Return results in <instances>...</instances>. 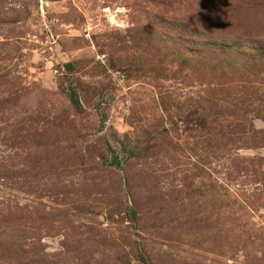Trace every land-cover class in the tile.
Masks as SVG:
<instances>
[{"label":"rangeland","instance_id":"obj_1","mask_svg":"<svg viewBox=\"0 0 264 264\" xmlns=\"http://www.w3.org/2000/svg\"><path fill=\"white\" fill-rule=\"evenodd\" d=\"M0 264H264V0H0Z\"/></svg>","mask_w":264,"mask_h":264},{"label":"trees","instance_id":"obj_2","mask_svg":"<svg viewBox=\"0 0 264 264\" xmlns=\"http://www.w3.org/2000/svg\"><path fill=\"white\" fill-rule=\"evenodd\" d=\"M71 100L74 103V105H79V100L77 99V96L75 94H71Z\"/></svg>","mask_w":264,"mask_h":264},{"label":"bare ground","instance_id":"obj_3","mask_svg":"<svg viewBox=\"0 0 264 264\" xmlns=\"http://www.w3.org/2000/svg\"><path fill=\"white\" fill-rule=\"evenodd\" d=\"M112 21H115L113 18H111Z\"/></svg>","mask_w":264,"mask_h":264}]
</instances>
